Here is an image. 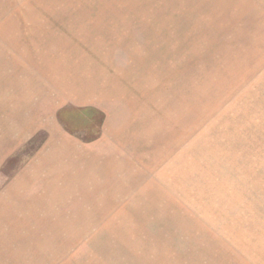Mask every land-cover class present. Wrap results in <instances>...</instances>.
<instances>
[{
	"label": "rangeland",
	"instance_id": "obj_1",
	"mask_svg": "<svg viewBox=\"0 0 264 264\" xmlns=\"http://www.w3.org/2000/svg\"><path fill=\"white\" fill-rule=\"evenodd\" d=\"M13 100L1 192L53 132L80 163L0 264H264V0H0Z\"/></svg>",
	"mask_w": 264,
	"mask_h": 264
},
{
	"label": "crops",
	"instance_id": "obj_2",
	"mask_svg": "<svg viewBox=\"0 0 264 264\" xmlns=\"http://www.w3.org/2000/svg\"><path fill=\"white\" fill-rule=\"evenodd\" d=\"M17 107L19 108L18 114L16 112ZM23 109V101H0V151L5 150L6 154H3L5 156H10L11 153L9 152L24 144L23 138L20 139L19 137L27 136L32 131V129L27 131L25 117L22 116ZM17 117L20 118L18 122L21 123L19 128H16V121L14 120ZM16 129H21L18 136H15L17 135ZM53 134L52 141L55 142L52 148L46 153L38 154L39 157L37 156L24 167L3 192L1 191L4 188L0 191V258L7 260L6 262L15 256V249L12 246H14V242L16 243L17 237L20 236L16 234L14 229L13 236L8 234L7 224L10 216L14 220L15 216H57L56 205L63 203V198L66 196L63 184L65 169L69 172L70 168L75 165V171L77 174L79 173L80 150L78 144H75L76 148L74 149L71 139L64 140L63 134L58 132H53ZM16 137L18 138L16 139ZM58 141H60L59 144ZM66 149L71 150V155L67 156V163H71L69 169L65 167V164L63 165L64 153H70ZM73 172L74 170L69 176L76 180L78 176H73ZM5 196L8 198L7 202L4 200Z\"/></svg>",
	"mask_w": 264,
	"mask_h": 264
}]
</instances>
